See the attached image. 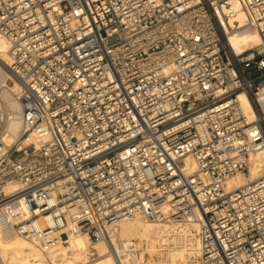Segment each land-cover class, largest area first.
I'll list each match as a JSON object with an SVG mask.
<instances>
[{
	"label": "built area",
	"instance_id": "1",
	"mask_svg": "<svg viewBox=\"0 0 264 264\" xmlns=\"http://www.w3.org/2000/svg\"><path fill=\"white\" fill-rule=\"evenodd\" d=\"M0 37L22 109L6 144L0 107V239L145 264L117 236L140 216L188 228L195 264H264V167L225 187L264 150V0H0Z\"/></svg>",
	"mask_w": 264,
	"mask_h": 264
},
{
	"label": "bare ground",
	"instance_id": "2",
	"mask_svg": "<svg viewBox=\"0 0 264 264\" xmlns=\"http://www.w3.org/2000/svg\"><path fill=\"white\" fill-rule=\"evenodd\" d=\"M228 44L236 54L260 46L259 34L254 30L242 29L228 37ZM8 45L0 37V107L5 115L3 139L6 144L17 136L22 120V109L15 95L18 85L11 78L6 65ZM247 111V102L241 99ZM264 167V150L254 156L249 167V176H237L229 180L225 187L234 189L247 181L258 178ZM189 171L193 169L188 163ZM117 236L122 240L138 241L142 254L155 255L160 259L147 260L145 264H195L197 242L188 228L179 225H158L135 216L120 224ZM117 255L122 253L115 246ZM94 258L88 260L89 256ZM0 257L4 264H118L110 250L102 242H93L85 234L73 236L66 242L47 251L34 242L17 236L0 239ZM192 258V259H191Z\"/></svg>",
	"mask_w": 264,
	"mask_h": 264
},
{
	"label": "rangeland",
	"instance_id": "3",
	"mask_svg": "<svg viewBox=\"0 0 264 264\" xmlns=\"http://www.w3.org/2000/svg\"><path fill=\"white\" fill-rule=\"evenodd\" d=\"M192 259V258H191Z\"/></svg>",
	"mask_w": 264,
	"mask_h": 264
}]
</instances>
